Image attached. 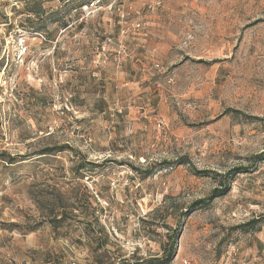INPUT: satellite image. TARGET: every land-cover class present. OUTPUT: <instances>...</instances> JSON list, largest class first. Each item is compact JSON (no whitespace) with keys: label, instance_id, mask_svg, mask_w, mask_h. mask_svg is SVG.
Segmentation results:
<instances>
[{"label":"rangeland","instance_id":"obj_1","mask_svg":"<svg viewBox=\"0 0 264 264\" xmlns=\"http://www.w3.org/2000/svg\"><path fill=\"white\" fill-rule=\"evenodd\" d=\"M87 1L0 0V264H264V0Z\"/></svg>","mask_w":264,"mask_h":264},{"label":"trees","instance_id":"obj_2","mask_svg":"<svg viewBox=\"0 0 264 264\" xmlns=\"http://www.w3.org/2000/svg\"><path fill=\"white\" fill-rule=\"evenodd\" d=\"M94 2V0H89L86 3H82L79 5V8H82L85 5H89L90 3ZM31 15L34 16V18L36 20H34L36 25H39V27L36 28L35 31L39 32L40 30H44V27H40V20L45 18V14H46V10L42 7V5H39L38 7L34 8V9H30V13ZM44 26V25H43ZM67 25H65L66 27ZM64 150L63 148L61 149H55L53 147H49V148H45L40 154H54L55 152H59ZM255 158L259 159V162L264 161V153L263 154H259L257 155ZM15 160L12 158V161L10 163H14ZM81 164V169H85V162L84 160H81L80 162ZM79 164V165H80ZM157 167H151L150 169H148L146 171V173L143 175V178H146L148 176H150L151 174H153L154 170H156ZM248 172L247 169L245 167H236L232 170H230L226 175H225V180L221 183V187L219 188H215L213 189V191L211 192V195L207 198H202L199 200L194 201V203L192 204V207L194 208L193 210H198L201 209L203 207H206L208 205H210L213 200H215L216 198L222 197L224 195H226L230 190H231V184L234 180V178L241 173H245ZM84 194L87 195V193L85 192ZM84 195L81 197L83 198ZM87 197H89V199L91 198V195H87ZM90 203V202H89ZM84 216L83 219L80 220V216ZM86 215L84 210L80 213H75L74 209H61L60 211H58L57 213H55L53 215V218L50 220V223L53 225L54 228H57L58 226L62 225L64 221L67 220H72V219H79V221L86 223L88 225L91 224V221L88 222L86 219ZM252 223H255V221H249L247 223V225H251ZM100 228V227H99ZM105 231L103 228H101L100 230H96V233L94 232V236L92 238V243L90 244L92 246V250H97V249H102L105 247V244L107 243V233L106 234V238L105 235L103 234ZM176 237L177 234L174 237V241L172 243V245L170 246V248L165 251L162 256L159 257H150V258H146V259H136L132 264H170L177 252H176ZM121 264H130L128 260H123L120 261Z\"/></svg>","mask_w":264,"mask_h":264}]
</instances>
